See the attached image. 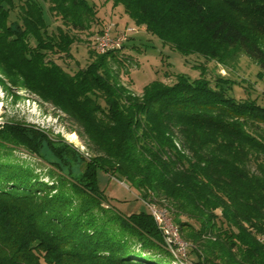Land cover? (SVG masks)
<instances>
[{"label":"trees","instance_id":"obj_1","mask_svg":"<svg viewBox=\"0 0 264 264\" xmlns=\"http://www.w3.org/2000/svg\"><path fill=\"white\" fill-rule=\"evenodd\" d=\"M45 3L62 22L56 32ZM117 3L183 55L226 67L246 55L264 77V0ZM97 14L89 0H0V86L62 111L89 150L33 123H0V264H184L148 209L126 214L111 203L99 170L166 206L193 264H264V104L235 97L227 77L212 83L205 67L197 78L154 79L136 95L112 69L125 45L92 51L71 73L53 55L71 56L72 30Z\"/></svg>","mask_w":264,"mask_h":264},{"label":"rangeland","instance_id":"obj_2","mask_svg":"<svg viewBox=\"0 0 264 264\" xmlns=\"http://www.w3.org/2000/svg\"><path fill=\"white\" fill-rule=\"evenodd\" d=\"M207 1L218 6L222 2V0ZM89 2L96 4L97 20L86 30H72L77 39L71 47V56L53 55L55 61L71 73L85 67L91 61L92 51L99 52L96 48V38L108 25L112 26L113 35L122 33L128 27H135L134 32L129 34L128 40L124 44L123 52L118 54L123 61L119 64L111 63L115 76L134 94L141 95L144 86L154 79L172 83L179 73L197 78L201 74V69L205 67V74L212 83H214L216 75L227 77L232 80L231 94L235 97L251 96L264 104V77L259 75L261 71L259 65L248 56L242 55L234 66L226 67L215 60H208L198 54L183 55L148 32L145 25L135 23L125 13L122 4H114V0H89ZM44 9L49 31L56 32L57 27L62 25L60 18L49 12L47 3L44 4ZM22 95L24 98L15 99L0 86V123L9 119L33 123L48 131L52 136H61L83 152L85 156H88L89 150L85 140L76 132H71L75 126L62 111L56 110L53 105L34 94L24 93ZM70 133H75L76 137H70ZM14 154L31 162L36 167V171H45L48 167L45 163L22 150H17ZM43 178L49 180L45 174H43ZM98 180L100 187L117 209L126 214L137 210V207H132L133 204H130L135 201L134 191L129 188L127 182L103 170H99ZM141 202L147 210V204H144L145 202L142 200ZM155 205L159 206L158 204ZM186 256L188 258L185 257L184 264L186 262L193 264L189 261L191 256L188 253ZM176 258L177 262H180V258L178 256ZM42 264L46 263L42 262Z\"/></svg>","mask_w":264,"mask_h":264},{"label":"built area","instance_id":"obj_3","mask_svg":"<svg viewBox=\"0 0 264 264\" xmlns=\"http://www.w3.org/2000/svg\"><path fill=\"white\" fill-rule=\"evenodd\" d=\"M134 29L135 27H128L123 30L122 33L113 35L112 26L108 25L102 33L97 36L96 45L97 47L106 49V51L120 49L128 40L129 34L134 32ZM147 208L153 215L159 229L162 231L168 249L177 251V256L182 258V261H186L187 246H185L183 241H180L178 234H176V230H172L170 215L162 214L159 212L158 207H155L154 204L151 203L147 205Z\"/></svg>","mask_w":264,"mask_h":264},{"label":"bare ground","instance_id":"obj_4","mask_svg":"<svg viewBox=\"0 0 264 264\" xmlns=\"http://www.w3.org/2000/svg\"><path fill=\"white\" fill-rule=\"evenodd\" d=\"M132 25V24H131ZM141 28V27H140ZM136 34V33H135ZM130 40V39H129ZM96 48H97V50L99 51V52H105L106 51V49H104V48H102V47H97V45H96ZM70 137H72V138H75L76 137V134L75 133H70ZM144 204H147V205H150V203H144ZM156 204V203H155ZM154 204V206L155 207H158V209H159V212H161L162 214H166V215H169V212H168V210L163 206L162 207V205H159V206H157V205H155ZM149 211V210H148ZM152 215V214H151ZM171 227H172V230H176V234H178V236H179V239H180V241H183L184 243H185V246H187L188 247V243L182 238V236H181V233H180V231H179V228L173 223V221L171 220ZM164 238V237H163ZM165 242V241H164ZM168 249V248H167ZM170 250V249H169ZM174 255H176L177 256V251H172V250H170ZM187 258H188V256H186ZM176 258V257H175ZM179 261L181 262V263H184L183 261H182V258H180L179 259ZM190 261V260H189ZM187 263V262H186ZM185 263V264H186ZM187 264H189V263H187Z\"/></svg>","mask_w":264,"mask_h":264},{"label":"crops","instance_id":"obj_5","mask_svg":"<svg viewBox=\"0 0 264 264\" xmlns=\"http://www.w3.org/2000/svg\"><path fill=\"white\" fill-rule=\"evenodd\" d=\"M117 199H118V198H117ZM134 199H135V201L132 202V203H130V204H133L132 207H137V210H133V211L129 212V214H130V213H133V212H137V211H139V210H142V209H145V208H146L144 205H142L141 200H140V199H137V194H136L135 192H134ZM112 202H113V201H112Z\"/></svg>","mask_w":264,"mask_h":264}]
</instances>
